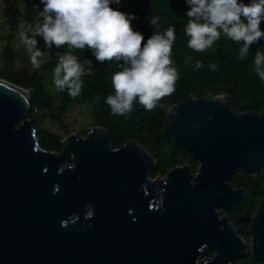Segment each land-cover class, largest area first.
<instances>
[{"label":"water","instance_id":"water-1","mask_svg":"<svg viewBox=\"0 0 264 264\" xmlns=\"http://www.w3.org/2000/svg\"><path fill=\"white\" fill-rule=\"evenodd\" d=\"M31 93L0 78V264H234L247 253L220 208L243 200L230 184L240 169L263 170L264 112L237 114L227 94L170 104L164 133L200 167L161 179L147 147L113 148L103 126L45 149ZM252 231V254L264 260V200Z\"/></svg>","mask_w":264,"mask_h":264},{"label":"trees","instance_id":"trees-1","mask_svg":"<svg viewBox=\"0 0 264 264\" xmlns=\"http://www.w3.org/2000/svg\"><path fill=\"white\" fill-rule=\"evenodd\" d=\"M24 8V19L34 27L36 19L41 16L44 5L40 0H20ZM249 3L248 0H242ZM114 10L135 14L132 26L134 31L141 32L145 37L144 43L154 34L156 25H151L150 18H156L159 32L163 34L169 27L174 28L175 40L171 49V67L176 69L177 79L174 91L156 102L152 110H146L137 97L132 104L131 112L113 114L106 98L115 94L112 83L114 73L122 71L123 61L105 60L98 62L92 49L72 48L69 44L59 48L52 47L54 56L41 63L39 68H21L7 73L0 68V78L17 84L31 93V118L39 132L42 146L47 150L62 151L63 137L44 127L47 118H53L60 124V128L70 134V125L65 123V115L73 106L91 104L95 126H103L110 132L113 148L126 144L129 140H136L147 147L158 158L159 145H169V137L164 134V123L169 105L180 103L187 99L197 100L207 96L227 94L229 106L235 113L245 111L264 112V80L255 71V52H264V36L257 43L250 46L245 59L239 58V50L243 41H233L220 29V38L203 52H197L189 47L190 36L186 34L185 25L189 18L186 16L189 5L186 0H120V4L110 5ZM7 17L10 21L9 13ZM203 23V21H201ZM264 31V20L261 21ZM13 38V32L8 36ZM40 40V38L38 39ZM68 53L77 58L85 72L81 76L83 86L80 95L69 96L68 89H58L59 100L52 95L45 85L43 72H54L59 58ZM4 57L10 61L18 56L10 44L5 47ZM91 61V63H89ZM202 62V67L196 64ZM215 64L213 71L210 65ZM99 97V100L96 98ZM163 105V107L161 106ZM35 108L40 110L35 113ZM48 110V112H46ZM90 130H84L81 136H86ZM168 163V161H167ZM177 164L168 163L164 168L157 167L151 172L155 178L160 172L165 173L168 168ZM246 174H242V177Z\"/></svg>","mask_w":264,"mask_h":264},{"label":"clouds","instance_id":"clouds-1","mask_svg":"<svg viewBox=\"0 0 264 264\" xmlns=\"http://www.w3.org/2000/svg\"><path fill=\"white\" fill-rule=\"evenodd\" d=\"M44 5L41 24L33 36L32 26H21L20 35L27 46L29 58L35 68H39L42 52L37 37L41 36L47 48L69 44L72 48L92 49L98 62L105 60L123 61L122 71L114 73L112 83L115 94L106 98L113 114L131 112L133 101L139 102L146 110H152L156 102L174 91L177 79L176 69L171 67V49L175 40L173 27L161 34L156 18H150L156 25L154 34L144 43L141 32L134 31L132 21L135 14L113 9L111 4L120 0H40ZM190 6L186 13L189 18L184 26L191 37L189 47L197 52L210 48L220 38L222 30L233 41H243L239 58L245 59L250 46L261 40L264 31V0H186ZM203 21V23H201ZM35 49V51H33ZM91 63V61H89ZM255 71L264 80V52L258 49L254 59ZM202 67V62L196 64ZM213 71L216 65H210ZM85 70L71 53L59 58L54 69V84L57 89H68L69 96L80 95ZM99 100V97L96 98ZM163 107V105H161ZM89 211L86 218H92Z\"/></svg>","mask_w":264,"mask_h":264},{"label":"rangeland","instance_id":"rangeland-1","mask_svg":"<svg viewBox=\"0 0 264 264\" xmlns=\"http://www.w3.org/2000/svg\"><path fill=\"white\" fill-rule=\"evenodd\" d=\"M7 13H9L11 23L8 20ZM42 19V15L36 19L34 27L32 28L33 31L28 33L30 38H35L33 33L41 24ZM21 26L27 28L29 25L24 19V8L20 0H0V68L7 73L21 68L35 69L30 61L27 46L24 44L20 35ZM11 32H13L12 40L8 38ZM39 38L40 40H38ZM37 40L38 47L42 52L41 57H39L41 63L53 58V50L52 48H47L43 37L38 36ZM8 44L18 53V56L10 61L3 55L5 47ZM33 51H35V49H33ZM42 75L45 79L47 90L59 100V92L53 79L54 72L45 71ZM65 123L70 125L71 133L81 135L84 130H91V128L95 127V119L91 104L73 106L65 115ZM44 127L62 136L63 139L68 135L60 128L59 122L53 118H47L44 122Z\"/></svg>","mask_w":264,"mask_h":264},{"label":"flooded vegetation","instance_id":"flooded-vegetation-1","mask_svg":"<svg viewBox=\"0 0 264 264\" xmlns=\"http://www.w3.org/2000/svg\"><path fill=\"white\" fill-rule=\"evenodd\" d=\"M166 136L169 137V145H159L156 168L160 167L162 169L168 163L177 162V164L168 168L165 173L160 172L156 177L163 179L172 169L181 166H189L190 173L193 176L199 174L200 162L198 160H191L190 153L186 148L175 145V136ZM242 174H246V177H242ZM230 184L234 189L242 190L244 197L239 203L232 204L229 210L221 207V217L229 219L232 222L237 228L238 235L245 240L247 248V253L237 258L234 264H264V260H259L253 256L250 246L253 236V215L259 204L264 200V167L262 171L256 173L254 176H250L244 169H240L230 180ZM214 255L215 252L210 247H207L205 258H212Z\"/></svg>","mask_w":264,"mask_h":264},{"label":"built area","instance_id":"built-area-1","mask_svg":"<svg viewBox=\"0 0 264 264\" xmlns=\"http://www.w3.org/2000/svg\"><path fill=\"white\" fill-rule=\"evenodd\" d=\"M40 110L38 108H35V113H39ZM46 112H48V110H46Z\"/></svg>","mask_w":264,"mask_h":264}]
</instances>
